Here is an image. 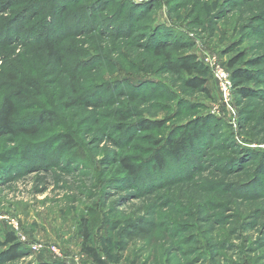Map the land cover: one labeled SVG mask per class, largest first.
Here are the masks:
<instances>
[{"label":"rangeland","instance_id":"1","mask_svg":"<svg viewBox=\"0 0 264 264\" xmlns=\"http://www.w3.org/2000/svg\"><path fill=\"white\" fill-rule=\"evenodd\" d=\"M168 52L196 55L208 91ZM7 97L35 133L0 138V264H97L84 221L102 264H264V0H0Z\"/></svg>","mask_w":264,"mask_h":264},{"label":"trees","instance_id":"2","mask_svg":"<svg viewBox=\"0 0 264 264\" xmlns=\"http://www.w3.org/2000/svg\"><path fill=\"white\" fill-rule=\"evenodd\" d=\"M162 43V42H161ZM160 48L164 46V44L159 45ZM55 48H52V45H49V54L53 57L57 55V51L54 50ZM156 53L160 54L159 48L156 50ZM166 59V67L169 72L180 74V73H187L192 78L190 80L186 81V85L189 88L192 89H201L205 92L208 91L206 88L207 84V74L209 73V68L200 62L196 55H187L183 59H180L178 61H174L172 58V55L168 52L165 55ZM237 64V60H232L230 63V67L234 70L233 72V80L238 81L236 84L237 86L243 85L245 83H249L253 80V76L250 72L245 71L243 69H237L235 68ZM241 94L244 96L247 95L245 90H240ZM17 113V107L14 103L13 99L11 98H5L1 107H0V138L4 136H10V135H16L17 133H28V134H34L35 128L27 129L24 127L18 128L16 125L15 116ZM186 144L181 142H173L170 149L173 155L176 157H179L181 149L185 148ZM160 165L163 164V160L160 158L159 160ZM121 166L124 169L125 172L128 173L131 177H136L139 174V168L138 166L132 164L127 157H123L120 160ZM82 227V252L88 255L92 260H94L97 264H102L101 259L99 258L97 250L90 245L91 243V234L89 232L88 223L84 221V223L81 224ZM7 243L12 246L8 253L5 256V258L8 261H16L23 257V254L21 251V245L16 243V239L14 236L9 235L7 237ZM39 264H54L51 262H43ZM64 264V263H63Z\"/></svg>","mask_w":264,"mask_h":264},{"label":"built area","instance_id":"3","mask_svg":"<svg viewBox=\"0 0 264 264\" xmlns=\"http://www.w3.org/2000/svg\"><path fill=\"white\" fill-rule=\"evenodd\" d=\"M206 64H208L213 72L216 75L217 80L219 81V88L222 95L223 100L226 104L230 103L231 100V91L233 88V84L230 78V74L226 68H223L219 63L215 56L206 58Z\"/></svg>","mask_w":264,"mask_h":264}]
</instances>
